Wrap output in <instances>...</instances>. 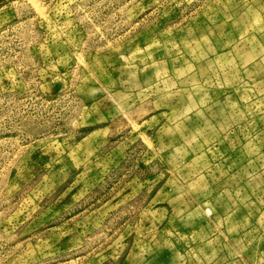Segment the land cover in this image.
I'll list each match as a JSON object with an SVG mask.
<instances>
[{
  "label": "rangeland",
  "instance_id": "obj_1",
  "mask_svg": "<svg viewBox=\"0 0 264 264\" xmlns=\"http://www.w3.org/2000/svg\"><path fill=\"white\" fill-rule=\"evenodd\" d=\"M0 264H264V0H0Z\"/></svg>",
  "mask_w": 264,
  "mask_h": 264
}]
</instances>
